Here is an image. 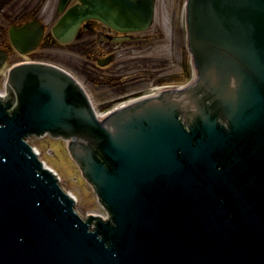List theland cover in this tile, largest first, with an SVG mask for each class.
<instances>
[{
  "label": "water",
  "instance_id": "water-1",
  "mask_svg": "<svg viewBox=\"0 0 264 264\" xmlns=\"http://www.w3.org/2000/svg\"><path fill=\"white\" fill-rule=\"evenodd\" d=\"M82 2L57 36L91 18L134 31L153 17V0ZM187 28L194 81L103 120L64 70L13 68L0 98V264H264V0H188ZM47 134L70 142L109 219H83L26 142Z\"/></svg>",
  "mask_w": 264,
  "mask_h": 264
},
{
  "label": "rangeland",
  "instance_id": "rangeland-1",
  "mask_svg": "<svg viewBox=\"0 0 264 264\" xmlns=\"http://www.w3.org/2000/svg\"><path fill=\"white\" fill-rule=\"evenodd\" d=\"M59 1L15 0L13 2L18 10L15 23L28 20L30 13L36 12L40 15L39 20L43 23L47 35L58 20ZM156 3L154 25L145 32L134 34L140 41L132 42L135 36L129 41L131 43L123 41L117 45L110 44L99 35L102 33L100 31L108 32L109 29L96 23L93 32L87 29L86 35L71 45L45 46V37L32 54L22 56L10 49L3 65L0 66V79L6 75L5 69L14 62L45 60L71 71L85 86L92 100L100 106L102 103L154 85L159 78L167 80L192 70L186 38L181 30L184 29L186 0H157ZM0 34L8 35V24L2 16ZM2 48L0 45V50ZM109 57L110 62L106 65L100 64L101 60ZM28 142L37 148L45 164L58 173L64 189L76 196V208L81 215H107L93 188L85 181L78 165L71 158L65 140L53 139L48 135L28 138Z\"/></svg>",
  "mask_w": 264,
  "mask_h": 264
},
{
  "label": "flooded vegetation",
  "instance_id": "flooded-vegetation-1",
  "mask_svg": "<svg viewBox=\"0 0 264 264\" xmlns=\"http://www.w3.org/2000/svg\"><path fill=\"white\" fill-rule=\"evenodd\" d=\"M9 7V10L7 11ZM0 13H6L7 16V19L10 20V22H12L11 24H13V20L15 21V19L17 18L18 16V11L15 9V6L13 7V0H0ZM21 21V20H20ZM3 28H5L4 25H2ZM116 35H121V34H116ZM115 35V36H116ZM1 36V34H0ZM3 37L1 36L0 37V45L5 48V46L7 47L8 49V46L5 45L6 42L3 41L2 39ZM10 44V43H9ZM5 45V46H4Z\"/></svg>",
  "mask_w": 264,
  "mask_h": 264
},
{
  "label": "bare ground",
  "instance_id": "bare-ground-1",
  "mask_svg": "<svg viewBox=\"0 0 264 264\" xmlns=\"http://www.w3.org/2000/svg\"><path fill=\"white\" fill-rule=\"evenodd\" d=\"M155 16H156V13H155ZM103 26H109V23L107 25H103ZM38 155V153H36ZM39 156V155H38Z\"/></svg>",
  "mask_w": 264,
  "mask_h": 264
}]
</instances>
